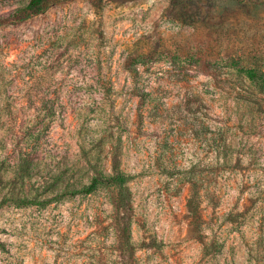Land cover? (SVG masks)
Masks as SVG:
<instances>
[{"label": "rangeland", "instance_id": "1", "mask_svg": "<svg viewBox=\"0 0 264 264\" xmlns=\"http://www.w3.org/2000/svg\"><path fill=\"white\" fill-rule=\"evenodd\" d=\"M0 264H264V0L0 26Z\"/></svg>", "mask_w": 264, "mask_h": 264}, {"label": "trees", "instance_id": "2", "mask_svg": "<svg viewBox=\"0 0 264 264\" xmlns=\"http://www.w3.org/2000/svg\"><path fill=\"white\" fill-rule=\"evenodd\" d=\"M48 0H29L26 6L19 8L13 12V14L6 18V19H0V26L7 24V23H17L21 21H25L41 11H43L44 4ZM128 178L124 176L123 174H116L110 178H94L90 184V186L83 190V193H89L93 191L94 184L100 183L101 185L104 186H109V185H115L118 186L119 188V203L121 205H124L127 203L129 200V193L126 186Z\"/></svg>", "mask_w": 264, "mask_h": 264}]
</instances>
